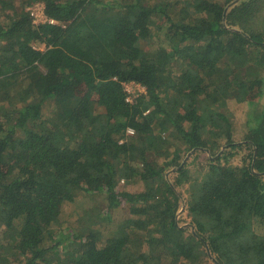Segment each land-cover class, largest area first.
<instances>
[{"label":"trees","instance_id":"1","mask_svg":"<svg viewBox=\"0 0 264 264\" xmlns=\"http://www.w3.org/2000/svg\"><path fill=\"white\" fill-rule=\"evenodd\" d=\"M40 1L0 13V264H264V107L240 139L222 112L264 73V0Z\"/></svg>","mask_w":264,"mask_h":264},{"label":"rangeland","instance_id":"2","mask_svg":"<svg viewBox=\"0 0 264 264\" xmlns=\"http://www.w3.org/2000/svg\"><path fill=\"white\" fill-rule=\"evenodd\" d=\"M25 3L26 10H33L34 15L36 14L37 10V5L38 3L41 4L42 2L40 0H1L0 1V13L3 19H5L6 16H11L14 11H16L17 8L21 6V4ZM28 3V4H27ZM161 24V21H158ZM38 48L44 49V46L41 44H37ZM148 46V44L145 42V48ZM151 52L155 50V47H152ZM245 72V70H244ZM262 78L257 75H251L249 76L252 84L250 85V88L247 90V93L242 94L240 99L237 98H230L227 102L224 108H222V112L225 113L227 118L230 120L231 126L233 127L234 130V135L236 139H240L242 134L244 133L243 131H247L249 125H251V120L252 117L256 115L257 112V106L260 108L264 107V73L261 74ZM261 82V83H260ZM126 91L128 92V100H132L133 97L140 93H144V87H142L139 84L136 83H127L125 85ZM237 94V93H236ZM238 95V94H237ZM243 100V101H242ZM257 104V106H256ZM263 109V108H262ZM260 112V111H259ZM160 129H162L161 126L158 127H153L152 133H157ZM151 131V130H150ZM127 135H130V132H128ZM124 139V138H123ZM126 139V137H125ZM237 153L235 156L230 157L228 159V164L229 165H238L240 163V158L245 155L248 152V149L245 147H242L240 149H237L234 151ZM151 155V154H150ZM194 155V154H193ZM193 155H190L187 158V168L189 169V174H190V179L182 184L180 187V190L187 195L191 189L190 185L199 180V175L203 171V169L206 167L207 164V156L205 154H198L197 157L195 158ZM153 157L154 161L156 162H162L163 157L157 156L155 153L152 154L149 159ZM172 175V174H170ZM116 187H118L119 190H128L130 192H135L139 191L143 188V185L141 182H134V183H128L123 180H119L117 183ZM91 195H89L90 198ZM102 197V195H101ZM98 201H100L99 198H96ZM92 202V201H91ZM90 199H84L82 197L77 198L72 207H69L68 209L65 208V212H62L60 214V223L63 225H66L68 222L72 221L71 219V214L70 216L68 215V211L73 208L74 212L71 213H76L82 214V211L87 208L89 204H91ZM97 207L101 208V205L97 203ZM184 206L182 205L181 209L179 210L177 214V219L179 221V224L182 225L187 232L190 231L188 224L190 223V218L187 216L186 210L183 209ZM112 218H110L111 222H105L104 227L102 228L103 233L107 232L108 228L116 226V221L120 220L122 216L126 215V208H123L121 213H119L120 207H114ZM119 218V219H118ZM186 232V233H187ZM6 243V240L4 241ZM61 250V249H59ZM61 252V251H59ZM198 257H203V253L199 252ZM205 260V258H204ZM12 260L10 261V263ZM206 262V260H205ZM66 264V263H65ZM161 264H170L169 260H162ZM206 264V263H203ZM210 264V263H209Z\"/></svg>","mask_w":264,"mask_h":264},{"label":"built area","instance_id":"3","mask_svg":"<svg viewBox=\"0 0 264 264\" xmlns=\"http://www.w3.org/2000/svg\"><path fill=\"white\" fill-rule=\"evenodd\" d=\"M33 10H35V9L28 10L33 23L38 24V23H44V22H48V23H53L54 22V20L48 18L46 16V14L44 13V5H43V3H41V4L38 3L35 15L33 13ZM129 132L131 133L132 131L129 130Z\"/></svg>","mask_w":264,"mask_h":264}]
</instances>
